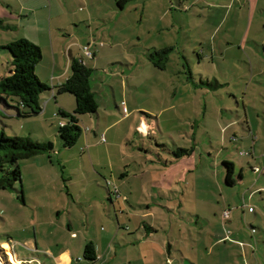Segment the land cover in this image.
I'll return each mask as SVG.
<instances>
[{
  "label": "rangeland",
  "instance_id": "obj_1",
  "mask_svg": "<svg viewBox=\"0 0 264 264\" xmlns=\"http://www.w3.org/2000/svg\"><path fill=\"white\" fill-rule=\"evenodd\" d=\"M43 1L27 0L40 9L18 14L19 2L0 0V78L12 67V57L2 46L20 37L32 42L47 32L49 20ZM219 2H226V8L205 0H125L123 9L117 6L118 0H56L51 27L59 49L68 34L86 40L91 36L98 43L96 66L83 56L84 63L92 68L91 89L96 92L98 109L83 114L82 133L86 126L95 127L89 119L96 121L92 115L97 113L101 128L128 113L129 118L115 124L114 129L132 131L137 130L138 123L132 117L143 115L144 125L155 128L156 115H163L158 119L162 130L156 128L151 138H143L148 160L156 163L163 158V162L169 156L165 149L174 144L194 147L193 157H181L192 158L194 170L183 175L179 188H167L166 195L150 201L170 208L163 209L167 216L156 224L163 227H159L157 238L176 241L178 249L183 247L186 256L197 264H245V256L248 264H264V30L257 31L256 19L250 24L247 8L239 10L237 3L229 0ZM69 11H76L77 19H67ZM167 46L171 47L168 62L165 69H159L151 63L159 57L148 56ZM75 50L73 55L78 47L74 46L71 53ZM41 52L34 71L42 82L50 84V57L46 49ZM58 59L64 67V53L58 54ZM112 89L118 109L113 106ZM64 93L74 102L73 95ZM15 106L12 97L7 103L0 99V132L49 140L53 149L21 160V181L0 190V243L9 244L13 252L1 245L7 258L0 256V264H52L34 246L55 253L64 240L68 241L69 232L58 224L64 222L67 213L76 219L80 210L101 206L97 199L89 207L85 198L104 193L103 202L108 204L107 188L114 193L111 200L116 209L119 202L123 206L133 203L123 204L122 197H116L118 189L108 177L106 155L101 153L98 158L106 166L107 176L99 189L88 162L80 160L84 155L81 147L62 146L57 127L65 123H57V111L17 116ZM110 111L116 112L115 117H107ZM249 124L254 130L252 136ZM136 136L134 133V140L139 142ZM5 168L12 166L6 164ZM152 175L159 173L154 170ZM129 180L139 191L132 177ZM224 211H228L227 218ZM13 255L21 262L17 263ZM169 258L160 264H170ZM83 262L81 257L74 264Z\"/></svg>",
  "mask_w": 264,
  "mask_h": 264
},
{
  "label": "crops",
  "instance_id": "obj_2",
  "mask_svg": "<svg viewBox=\"0 0 264 264\" xmlns=\"http://www.w3.org/2000/svg\"><path fill=\"white\" fill-rule=\"evenodd\" d=\"M44 1L42 8H47V18L49 20L48 30L47 32L43 31L42 33L37 31V33H40V37L42 38L39 37L38 40H32V42L38 44L41 50L46 49L47 54H49L51 75L48 78L50 84H46L51 87H56L69 76V64L72 59H83L84 61L85 56L82 53V47L84 45H90L91 50L94 52L93 58L85 57L87 59H92V65L94 66H96L98 62L96 54L99 52V50L98 48H96L98 47L96 38H92L90 36L87 40L86 37H79V39L78 37H76V35L71 34H68V39H62V49H59V46L56 44V37L53 36V28L51 27L52 7L53 2L56 0ZM124 1L120 4L117 3L119 9L124 8ZM193 1L195 2L196 0ZM229 1L236 2L238 8H240L239 10H242L243 7L247 8L250 14V24L254 19H256L255 26L257 31L259 32L261 28L264 30V0ZM17 2H19V0H16V3ZM19 3L20 6L18 9V14L22 12H28L30 14L35 12L37 8L41 7L37 6V4L35 3L27 4V0L20 1ZM205 3H210V5L212 4L213 6L220 5L222 8H226V2H219V0H205ZM11 8L13 9L12 6ZM12 11L14 12L16 10ZM68 13L70 15H66L67 19H77L76 11H69ZM88 14H90L89 18H91L93 15L91 12H89ZM88 14L86 13V15ZM80 19H82V22L85 21L84 18ZM174 25L175 22L173 21L172 26ZM55 28L61 29V26L60 28L59 26ZM46 33H48V37H46ZM262 39L263 41L261 43L264 47V38ZM74 46L78 47V52L75 55H73V53H75L76 50L71 53V50L74 48ZM102 46L103 45H101V47ZM166 48L171 49L170 46H167ZM80 51L81 56L79 54ZM61 52L64 53L66 57V64L64 65V67L59 65L58 54H60ZM167 62L168 56L165 62V66L159 69H165ZM85 64L87 65V63ZM55 90H57V88L53 89L54 95H51L52 91H50L49 93L45 92L40 94L39 100L42 104V110L44 112L46 109H48V111L50 112H59L60 110L72 112L75 108V100L73 102L68 96L65 97V95H63L65 93H58L59 95L56 96ZM91 90L94 95H96V92L93 89ZM115 101V91L114 89H112L113 106L118 109ZM122 103L125 102L122 101ZM115 113L116 112L110 111L107 117H115ZM54 116L57 118L56 120L58 124L60 122L67 123L68 121L66 118L62 119V116ZM83 116L85 115L78 117L79 126L80 122L83 120V118H85ZM92 116L96 118V121L93 122L90 117L89 122L95 125V127L91 126L93 128H90L86 126L83 133L81 129L80 136L74 144L76 145V147H81L82 151L84 152V155H80V160L83 161V159H86L90 166V174L93 175L96 186L100 189V182L102 180L106 181L107 176L105 173L106 166L102 161L98 160V158H101V153L106 155L108 159L107 170L110 174L108 177L111 180V185L113 184V186L118 189V193L115 194L116 197H122V199L124 200L122 201L123 204H125L126 201H132L133 204H129V206H123L120 205L119 202L117 203L118 208L116 209L114 201L111 200V196L114 193H111V191L109 192L106 188V196L108 197L109 201L108 204H105L103 202L105 195L104 193H94L93 196L85 198V200L88 201V205L90 207V205H94L91 203L97 201V199H100L101 206L99 205L97 208V205L95 204V210H80V216L76 217V219L73 218L72 213L69 211L67 213V217H65L64 222L58 223L60 227L69 232L68 241L64 240L63 244L55 253L51 252L50 249L42 248L39 246H34L35 249L42 251L43 253H41V255L47 256L52 261V264H74L75 262H78V258L82 257L83 248L87 242H92L95 247L97 256L95 264H160V262L166 261L167 257H170V264H187L185 261H188L189 264H197L196 262L192 261L190 257L186 256V252L182 250L183 247L181 250L178 249V244L176 245V241L174 242V240L170 239L164 240L162 237L157 238V233L160 229H163V227H161V224L159 226H157L156 224L160 223V217L167 216L163 212V209L166 208L167 210H169L170 208L168 207V204L157 205L156 203H150V201H153L154 199L158 200V196L166 195L167 193L165 194V189L168 188V190H174L176 187L179 188V183L181 182L183 175L187 171L194 170V160L192 158L188 159L189 156L193 157L194 147H188L191 148V151L188 154L176 157L173 154V151L176 148L183 147L174 144L172 148L165 149L169 156H167L168 158L164 159L163 162L161 161V159H163L161 158L162 156L160 157L158 153H156L161 159H159L155 163L154 161L148 160L147 158V150H144L143 148V138H145V136L151 138V134L156 131V128H158V130L160 131L162 130L161 127H159L158 119L163 115H156L157 117L155 128H151V126L147 128L144 125L145 117L143 115H140L139 118L136 117V119L135 117H132V120L138 121V123L136 124L137 127L135 126L137 130L135 131H132L131 129H114L115 124L129 118L128 113H124L121 120L118 119L114 122L112 120V122L104 124V127L102 128L99 114L97 113L96 115ZM176 120H180V118L176 117ZM247 127L250 135L252 136V133L254 131L252 125L249 124V126ZM134 133H136V135L139 137V142L134 140ZM102 135L105 138V141L103 142L100 140ZM73 146H71V148ZM254 146L255 144H252V149H254ZM183 156L188 157L181 158ZM118 160L121 163H119ZM147 160L151 163H147ZM116 162H118V164H116ZM154 170L159 173V176L152 175ZM131 177L132 180H134V182L136 183V186L138 185L139 191L136 190V187L132 186V182L129 180ZM230 181L232 182V180ZM56 213L58 219L61 220L60 209L57 208ZM169 226L171 227V225ZM1 245L2 247L3 245H6L7 248H9V251L12 252L9 244L1 242L0 246ZM204 247L207 250L208 247H206V245ZM0 251L4 253L5 250L3 251L0 248ZM14 259L17 263L21 262L18 257L14 256ZM27 261L30 262V259ZM204 261L205 260H203V262ZM244 263L248 264L246 256Z\"/></svg>",
  "mask_w": 264,
  "mask_h": 264
},
{
  "label": "trees",
  "instance_id": "obj_3",
  "mask_svg": "<svg viewBox=\"0 0 264 264\" xmlns=\"http://www.w3.org/2000/svg\"><path fill=\"white\" fill-rule=\"evenodd\" d=\"M124 0H118V4ZM1 23V19H0ZM7 49L12 57V67L8 74L0 78V99L5 103L8 98L16 100L17 116H30L42 111L40 94L45 91H53L57 88V93H69L75 100V108L72 112L60 110L58 113L62 117L68 118L63 126L58 125L57 135L64 147H71L75 144L81 133L78 124V117L83 114L97 111L98 104L94 93L90 88V76L92 68L81 63L79 59H72L69 64V76L58 86L50 87L42 82L35 74L34 68L42 58L41 48L30 40L20 37L2 46ZM170 48L154 50L149 54V58L159 57L158 61H151L157 68H163L167 60V52ZM53 143L49 140L35 141L25 136H8L3 131L0 132V190L12 188L16 181H21V170L19 162L32 156L50 153ZM191 148H176L173 154L176 157L186 155ZM10 164L11 169L6 170L5 165ZM22 193V189L20 190ZM22 197V195H21ZM20 197V198H21ZM0 256L4 259L6 254L0 251ZM97 259L95 247L92 242L84 245L82 264H95Z\"/></svg>",
  "mask_w": 264,
  "mask_h": 264
},
{
  "label": "built area",
  "instance_id": "obj_4",
  "mask_svg": "<svg viewBox=\"0 0 264 264\" xmlns=\"http://www.w3.org/2000/svg\"><path fill=\"white\" fill-rule=\"evenodd\" d=\"M82 52H83L84 56L87 57V58H93V56H94V52L91 50L90 45H84L82 47ZM79 60L81 61V63L84 64L83 59H79ZM51 95H54L53 91L51 92ZM60 125L62 126L63 123H60ZM100 140L102 142L105 141V138H104L103 135L101 136ZM227 216H228V211H224L223 217L227 218ZM78 259H80V258H78Z\"/></svg>",
  "mask_w": 264,
  "mask_h": 264
}]
</instances>
